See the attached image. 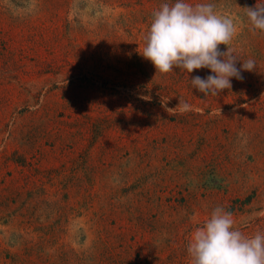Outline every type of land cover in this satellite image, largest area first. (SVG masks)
I'll return each instance as SVG.
<instances>
[{
    "label": "rangeland",
    "instance_id": "374dc122",
    "mask_svg": "<svg viewBox=\"0 0 264 264\" xmlns=\"http://www.w3.org/2000/svg\"><path fill=\"white\" fill-rule=\"evenodd\" d=\"M165 2L0 0V264H191L217 206L264 232V0H188L255 61L207 96L139 53Z\"/></svg>",
    "mask_w": 264,
    "mask_h": 264
},
{
    "label": "clouds",
    "instance_id": "9594fccd",
    "mask_svg": "<svg viewBox=\"0 0 264 264\" xmlns=\"http://www.w3.org/2000/svg\"><path fill=\"white\" fill-rule=\"evenodd\" d=\"M254 29L264 31V4L244 7ZM212 3L169 0L152 13V22L139 52L157 72L174 69H210L214 75L194 76L193 88L205 96L232 88V78L242 80V71H254L255 61H241L228 47L236 34L230 16L216 12ZM226 45L227 51L219 46ZM181 103V102H180ZM179 103V104H180ZM183 103L185 110L189 109ZM170 110V109H169ZM191 264H264V232L246 236L235 227L232 213L217 206L201 226L192 232L187 245Z\"/></svg>",
    "mask_w": 264,
    "mask_h": 264
}]
</instances>
